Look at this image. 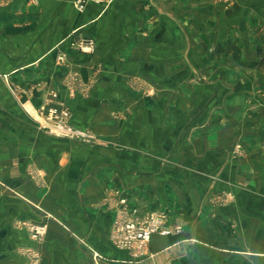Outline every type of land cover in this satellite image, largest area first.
<instances>
[{
  "label": "crops",
  "instance_id": "0c3cea01",
  "mask_svg": "<svg viewBox=\"0 0 264 264\" xmlns=\"http://www.w3.org/2000/svg\"><path fill=\"white\" fill-rule=\"evenodd\" d=\"M231 2L0 0V264H33L22 221H47L40 264H264V98L229 53L209 71L225 82L187 81L205 26L260 61L264 0ZM66 110L97 151L42 126ZM123 200L181 231L117 249Z\"/></svg>",
  "mask_w": 264,
  "mask_h": 264
},
{
  "label": "rangeland",
  "instance_id": "374dc122",
  "mask_svg": "<svg viewBox=\"0 0 264 264\" xmlns=\"http://www.w3.org/2000/svg\"><path fill=\"white\" fill-rule=\"evenodd\" d=\"M231 1L232 0H222V2L225 4L232 3ZM193 19L194 17H192L191 19L189 17L188 20L193 21ZM205 28L210 29L209 26H205L204 28L202 27L201 28L203 29L202 34L197 37L196 41L195 40L192 41V39L190 40L188 37L187 42L184 44L186 45L187 50L191 53L190 56H188L186 59L187 69H188V76H187L188 80L187 81L192 84V85L190 84V86L194 88L196 84L205 85L209 83V81L211 80L213 81L215 80L216 82L219 81V83L225 82L226 77H227L225 74H222V73H215V74L212 73L211 74L209 71H210V66L216 65L217 61L219 63H222L223 65L226 64L225 56H226V53H229L230 56L233 55L234 62L236 64H238L240 67L242 66V68L243 66L246 67L245 70L249 71V73H246V74L241 73V75H239V78H238L239 81L241 82L243 80L249 82V84H247L248 90L246 92L247 93L250 92L251 94L248 96H250L251 98H264V87H263L264 86V41L263 40L259 41V39L256 38L257 39L256 42L249 43V45H252V48L251 50L249 49V51L254 52L253 58L259 59L260 61L258 62V60H249L247 63L246 62L244 63L242 58H240V54L245 49L244 43H240L238 40L235 43L226 42L225 39L220 40V41L218 40L214 41L215 40L213 38L214 32L210 33V31H204ZM252 28L255 31L258 30L257 29L258 27H252ZM195 31L198 33L200 31V27L197 26L196 28L194 25H192L191 27L189 25L187 26V33L195 34L196 33ZM260 37L262 38V36ZM174 44H176L175 47L177 50L178 48L177 43L175 42ZM182 46H183V43H182ZM196 51H199L201 53L200 57L194 54V52ZM208 72L210 74H206ZM142 84L144 83H141V84L138 83V86L145 88V84L144 85ZM221 91L222 90H219V93ZM237 92H240V91H237ZM148 93L152 94V90H148ZM251 110L253 113L257 114L259 113L258 111L260 110V106H258V104L252 105ZM66 112L69 114V117L65 118V122L64 121L61 122L60 120L64 117V114ZM70 119H71V113L68 110H66L61 115L57 114L55 118H53L52 120L53 122L49 121L48 123H43L42 126H44L45 129L53 131L51 132L52 135H54L60 140H68V141L75 142L77 144H82L86 147H89L93 151H97L103 145V142L100 141L101 139H99L96 134H93L90 131L85 132V131H82L81 129L74 127ZM61 123L67 124L75 133L66 135L60 132L58 129L60 128ZM179 125H180V121L175 122V126L177 128H179ZM81 134H83L84 136H82ZM22 222H21V225H24L25 222L38 223L35 221H22ZM38 224H42L46 226V236H47L48 234L47 221L39 222ZM46 236L44 240H42L41 242H38V241L35 242L31 239L33 244H35L34 245L35 247H28V248L22 249L21 251L22 254L25 255L27 259H30L31 256L29 254V251L31 250L34 251L38 257V264H40L42 260V254L38 250V247L36 246L44 244L43 242L46 240ZM111 237H112V234H111ZM95 258L100 259L98 254L96 255Z\"/></svg>",
  "mask_w": 264,
  "mask_h": 264
},
{
  "label": "built area",
  "instance_id": "2783aa9c",
  "mask_svg": "<svg viewBox=\"0 0 264 264\" xmlns=\"http://www.w3.org/2000/svg\"><path fill=\"white\" fill-rule=\"evenodd\" d=\"M100 0H72L74 6L79 11H84L87 3L99 2ZM69 117L66 112L60 120L65 122ZM60 132L69 135L74 134L73 130L64 123L60 124ZM84 136L83 134H81ZM138 208L129 207L122 201V207L119 209L117 218L112 229L111 241L113 245L122 251H129L135 258L144 257L148 253V246L153 236H169L173 232H180L178 227L174 231L165 227L166 217L161 213L150 212L141 216ZM29 233L30 238L35 242H41L46 236V226L33 222H25L23 225ZM33 264H38V257L34 251H29ZM33 257V258H32Z\"/></svg>",
  "mask_w": 264,
  "mask_h": 264
}]
</instances>
